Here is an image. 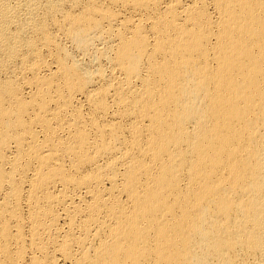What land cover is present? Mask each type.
I'll use <instances>...</instances> for the list:
<instances>
[{"label": "bare ground", "instance_id": "obj_1", "mask_svg": "<svg viewBox=\"0 0 264 264\" xmlns=\"http://www.w3.org/2000/svg\"><path fill=\"white\" fill-rule=\"evenodd\" d=\"M0 264H264V0H0Z\"/></svg>", "mask_w": 264, "mask_h": 264}]
</instances>
